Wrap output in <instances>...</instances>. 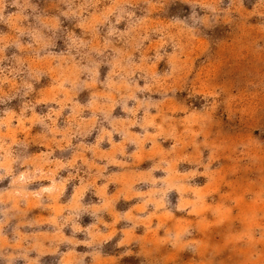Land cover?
I'll return each instance as SVG.
<instances>
[{"label":"rangeland","instance_id":"obj_1","mask_svg":"<svg viewBox=\"0 0 264 264\" xmlns=\"http://www.w3.org/2000/svg\"><path fill=\"white\" fill-rule=\"evenodd\" d=\"M0 264H264V0H0Z\"/></svg>","mask_w":264,"mask_h":264}]
</instances>
